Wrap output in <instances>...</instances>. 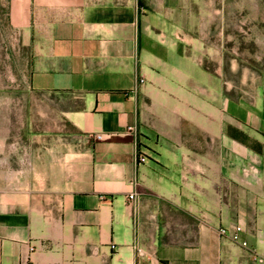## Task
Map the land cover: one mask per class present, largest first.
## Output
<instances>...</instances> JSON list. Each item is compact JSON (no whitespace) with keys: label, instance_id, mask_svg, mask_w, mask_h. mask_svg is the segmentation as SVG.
<instances>
[{"label":"crops","instance_id":"obj_1","mask_svg":"<svg viewBox=\"0 0 264 264\" xmlns=\"http://www.w3.org/2000/svg\"><path fill=\"white\" fill-rule=\"evenodd\" d=\"M9 10L41 97L0 111V264H264V103L213 0Z\"/></svg>","mask_w":264,"mask_h":264},{"label":"rangeland","instance_id":"obj_2","mask_svg":"<svg viewBox=\"0 0 264 264\" xmlns=\"http://www.w3.org/2000/svg\"><path fill=\"white\" fill-rule=\"evenodd\" d=\"M214 33L229 35L225 41L223 63L232 92L257 97L264 103V0H213ZM204 31V30H203ZM215 65L222 64V58ZM30 53L10 19L9 0H0V111L24 114L23 103L31 97L29 89ZM46 96V95H44ZM53 96V95H52ZM6 100V101H5ZM27 101V102H28ZM41 103V101H40Z\"/></svg>","mask_w":264,"mask_h":264},{"label":"built area","instance_id":"obj_3","mask_svg":"<svg viewBox=\"0 0 264 264\" xmlns=\"http://www.w3.org/2000/svg\"><path fill=\"white\" fill-rule=\"evenodd\" d=\"M141 82L143 83L144 80L142 79ZM130 130H133V127L129 128ZM103 137L102 136H99L98 139H102ZM138 161L139 162H145L146 161V158L144 157H139L138 158ZM130 199H135V194H131L129 196ZM243 232V227L241 225H236V226H233L231 228H221L220 229V234L222 236H230V238L234 241V242H237V243H241L242 246L244 247H247L248 243L246 241H243L241 239V234ZM139 253L142 255V251L139 250ZM261 262H263V260H260Z\"/></svg>","mask_w":264,"mask_h":264}]
</instances>
